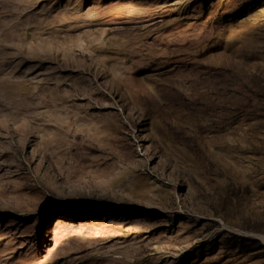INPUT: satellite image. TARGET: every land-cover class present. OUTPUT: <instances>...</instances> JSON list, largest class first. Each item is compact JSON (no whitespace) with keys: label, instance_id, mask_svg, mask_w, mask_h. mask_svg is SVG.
Masks as SVG:
<instances>
[{"label":"rangeland","instance_id":"rangeland-1","mask_svg":"<svg viewBox=\"0 0 264 264\" xmlns=\"http://www.w3.org/2000/svg\"><path fill=\"white\" fill-rule=\"evenodd\" d=\"M0 264H264V0H0Z\"/></svg>","mask_w":264,"mask_h":264},{"label":"bare ground","instance_id":"bare-ground-1","mask_svg":"<svg viewBox=\"0 0 264 264\" xmlns=\"http://www.w3.org/2000/svg\"><path fill=\"white\" fill-rule=\"evenodd\" d=\"M59 224V223H58Z\"/></svg>","mask_w":264,"mask_h":264}]
</instances>
